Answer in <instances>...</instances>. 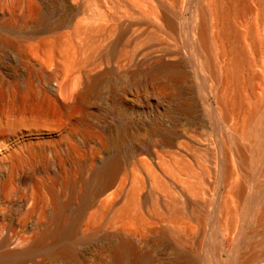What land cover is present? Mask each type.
I'll use <instances>...</instances> for the list:
<instances>
[{
    "label": "bare ground",
    "instance_id": "obj_1",
    "mask_svg": "<svg viewBox=\"0 0 264 264\" xmlns=\"http://www.w3.org/2000/svg\"><path fill=\"white\" fill-rule=\"evenodd\" d=\"M18 1L0 8V78L17 82L27 75L28 80L20 87L23 93L7 95L0 79V110L26 116L0 119V199H5L4 205L30 207L20 218L0 222L5 224L0 264H42V255L75 257L79 243L99 235L117 243L108 256L92 264H152L146 239L132 228L136 224L172 239L202 263L214 214L213 191L221 175L225 190L217 201L216 233L234 235L246 216L263 220V206L255 216L257 208L246 195L253 174L244 172V166L255 167L264 158V94L255 93L252 99L247 95L255 76L238 25L247 0H208L199 7L194 31L197 68L178 40L186 0H173L169 6L160 0L164 8L156 13L158 21L143 36H129L131 24L98 23L107 12L90 11L97 0H86L85 8L65 0L66 10L58 0ZM79 13L85 15L80 21L68 18ZM42 35L53 36L42 45L79 50L88 66L80 78L62 80L57 62L18 50L23 41ZM254 43L262 49L263 37L256 36ZM200 70L215 78L218 111L228 127L235 128L223 145V164L208 142L212 137L206 138L194 125L203 111L196 93ZM34 72L38 89L30 80ZM71 126L86 145L85 157L72 160L70 152L55 181L38 178L55 165L46 152L72 131ZM241 140L256 142L251 156ZM168 149L172 151L166 157ZM25 151L43 160H28ZM42 188H49L53 197L46 224L42 213L32 215L45 211ZM104 197L108 203L101 201ZM95 205L94 221L86 222L91 228L82 233L85 214ZM145 210L152 220L164 218L167 226L159 228L153 220L151 227ZM34 217L36 226L30 223ZM8 227L14 232L9 234ZM37 228V234L29 236ZM256 258L254 254L249 259Z\"/></svg>",
    "mask_w": 264,
    "mask_h": 264
},
{
    "label": "rangeland",
    "instance_id": "obj_2",
    "mask_svg": "<svg viewBox=\"0 0 264 264\" xmlns=\"http://www.w3.org/2000/svg\"><path fill=\"white\" fill-rule=\"evenodd\" d=\"M58 1L59 2L61 1L60 8L66 10L68 5L66 4L65 0L64 1L58 0ZM73 1L77 3L76 5L78 8L86 7V0H73ZM159 1L160 0H97V4L95 3L94 5H92L91 6L92 8L90 7L91 8L90 11L95 12L96 10L97 12L105 8L104 11L105 13L107 12L106 15L108 17L105 16L104 18L99 19L98 23H102L103 25L108 24V26L114 24L118 26L119 25L127 26L131 24L132 26L131 33L129 32L128 35L143 36L147 31L151 29V23L153 21H158V17L156 14L158 10L164 8V6H161L159 4ZM163 1L164 4L167 6L171 5V3L173 2V0H163ZM186 1L187 2H185L184 4L185 6L183 10L184 15H182L183 16L182 30L180 32V35L178 36V40H179V44H181L185 49V51H187L185 53L189 57L190 62L193 63L191 64L193 66H196L198 64L199 58L196 55H194V53H196L194 52L196 51L195 41L197 40L196 38L197 34L194 31L199 20L198 17L199 7L201 5L208 4L209 1L208 0H186ZM247 1H248V8L246 11L243 12V14L238 19V25L241 31L244 33V40H245L244 43L247 44L246 47L247 49H249L248 52L251 55L250 57L253 63L252 72L255 78L252 79L253 81L251 85L249 84L246 88L247 95L250 96V99H252L254 98L255 93L260 94L263 91L264 94V0H247ZM18 2H19L18 0H11V1L0 0V3L2 4L4 3L3 5L0 4V8L2 9L5 6L6 7L12 6V4H16ZM35 2H37V0L27 1V3H35ZM157 5L159 7H157ZM82 14L79 13L75 17H71L69 15L68 18L69 19L73 18L75 22L78 19H79L78 21H80L82 17H85V15ZM2 17L3 16H0V18ZM196 21L197 23H195ZM190 28L191 30L193 29V31H191ZM251 33L254 34L253 39L251 38L252 37ZM256 36L263 37L262 49H258L255 46L254 39L256 38ZM194 37L196 40L194 39ZM45 39L51 40L53 39V36L42 35L38 37L29 38L23 41L21 46L22 48H18V50L21 53H25L26 55L29 56L40 57V59L44 61L47 60V61L57 62L62 71V77H63L62 80H65L67 78L69 79L70 77L80 78L81 74L83 73L82 70L87 69L88 66L85 65L86 64L85 62H83L84 56L79 52V50L64 45L57 48H53L50 45H45V44L42 45V41L43 40L45 41ZM77 42L78 43L80 42L79 38L77 39ZM199 73L201 75H199L198 78L199 86L197 87L196 93H197V97L201 102L200 104L203 107V111L201 113V116L198 118V120H195L194 125L198 127L199 131H201L206 135V138L207 136L208 138L212 137V139H208V142H210L213 145V147L217 149V151L219 152L220 163L222 161L221 164H223V159H224L223 145H225L224 144L225 140H227L226 137L232 135L235 128H229L228 127L229 124L227 125L224 122L222 114L220 113V111H218L219 104L217 99V88H216L217 85H215L217 82L215 78H212L211 74L208 71L205 73L204 70L203 71L200 70ZM34 75L35 72L31 75L30 80L36 85L35 89H38V85L40 84L37 83V81L34 79L35 78ZM206 76L208 77L209 82L207 81ZM258 76L259 77L263 76V80L261 78H258ZM4 78H8V77L4 76ZM4 78H0V79H2L1 83L4 85L3 90L5 94L9 93V95H11L12 93L14 94L15 92H17V90L23 93V89H21L22 88L21 85H23L24 82L28 80L27 75L19 77L17 79L18 80L17 82H13V80H6ZM25 116H26L25 112L14 115L9 111L0 110V119L2 117L21 118ZM236 122H237V118L233 114L231 118V124H235ZM71 130L72 131H70V133H68L65 137L61 136L60 138H57L53 144V148L49 149L46 152V156L48 158H51L53 161H55V165L51 168L52 170L50 169L48 172L40 173L39 174L40 177L37 176L38 178H42V180L46 179V181H50V182L55 181L56 175L63 168V163H64L63 159L65 158L66 154L68 156L70 152H72L73 154V156H71L72 160L76 158L85 157L87 148L85 143L82 141L83 139L80 133H78L77 127L71 126ZM240 143L246 149L248 154L251 156L253 149L256 147V142L249 143L248 141L241 140ZM263 143H264V129H263ZM168 150L165 153L166 157H168L171 154L170 152L172 151V149H168ZM24 153L27 156L28 160H33L37 164H40L41 161L43 160V157H41L39 154L34 155L28 151H25ZM70 160L71 158L69 159V162L72 161ZM244 169H245L244 172H252L253 174V178H252L253 182L249 185L246 195L249 197V202L255 208H257V211L258 210L261 211V208L263 206V220L257 221L256 218L255 220L252 219L254 217V216L252 217V215L246 216L238 224L236 228V233L234 234L236 237L234 235L222 236L218 232L216 233L217 231L216 215L218 211V204H219L218 202L220 201V198L222 196L221 193H223L225 190L224 178L221 175L219 180L220 181L222 180V182L219 181L221 184L217 182L215 190L213 191V197L215 199V203L212 206V210L214 211L213 219H212L213 222L211 221L210 224L211 227H209L210 235L207 236L205 240V244H204L205 250L202 251L203 252L202 263L200 262L197 263L196 261H194L195 258L193 255L192 257L190 254L181 251L177 247V245L173 242L172 239L170 240V238L169 239L163 238L164 239L163 240L161 238L162 237L161 235H159L161 237L158 236L159 234L158 232L156 231L154 232L151 229H147L145 226L138 227L137 224L134 225V227L132 226V228H134L136 231L138 230L137 232L135 231L137 234L139 232V235L141 236L142 234V237L146 239L144 240V245H145V249L147 251L149 250L148 252H150L152 264H239V263L264 264V158H263V162H259L257 166L255 167L244 166ZM48 189L42 188L41 190V192H43L41 193V196L46 201L45 209H44L45 211H41L39 209L36 212L32 213V215H38L39 213H42L41 214L43 217L42 221L45 224L49 220L52 212L51 210H52L53 197H52V193ZM21 194L24 195L23 192H21ZM4 200L5 199L2 200V198L0 199V222L4 221L2 219H4L5 217L7 221H11L10 219L16 220L20 218L24 214V212L27 211V209L30 207V206H27L28 208L22 207L18 204H12V203H10L11 206L7 205V203H5L6 205H4L2 204L4 203ZM101 201L108 203L109 198L104 197L103 200ZM97 207L98 206L95 205L88 208L84 217V221L81 225L82 233L87 229L90 230L91 226H89L88 223L86 222L91 223L94 221L92 220V218H93V214L97 211L96 209ZM145 211H146L145 218L147 219V221L150 220L148 221V223L153 224L154 222L153 220H155V219L152 220V218H154L153 215L149 213L150 211L149 212L148 210ZM253 213L255 214V216H257L256 214L259 213V211L256 212L255 210ZM35 219L33 218L30 219V223L32 224L35 223L34 226L38 225L36 224L37 219L36 220ZM162 222H163L162 225L158 224ZM164 222L166 221L164 220V218H162V221L160 219L159 222L155 220L154 224L157 225V227L159 228H163V227L165 228V226L167 225H165ZM1 224L5 227V224L0 223V233L2 232L1 229L3 227ZM152 226L153 225H151V227ZM8 228L11 231L9 232V234L14 232L13 231L14 228L12 230H11L12 227H8ZM38 229L39 228L34 230V232L32 231L31 233H29V236L37 234L36 231H38ZM1 234H0V238H2ZM99 236L96 237L95 239L91 238V240H89L90 238H88V240L79 243L75 250L77 255L75 256L76 258L71 256L69 258L67 257V258L59 259V258L51 257L50 255H42L41 257L40 256L39 257L44 260L43 261L44 264H92L94 260L96 259L100 260L99 259L100 257L103 258L108 256L112 250V247L115 246L117 243V240L115 238L110 239L102 235ZM254 254L257 255V258L254 260H250L249 258ZM206 256L207 259H205Z\"/></svg>",
    "mask_w": 264,
    "mask_h": 264
}]
</instances>
